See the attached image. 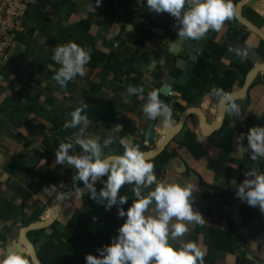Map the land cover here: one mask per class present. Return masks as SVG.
Masks as SVG:
<instances>
[{"label": "crops", "instance_id": "crops-1", "mask_svg": "<svg viewBox=\"0 0 264 264\" xmlns=\"http://www.w3.org/2000/svg\"><path fill=\"white\" fill-rule=\"evenodd\" d=\"M150 13L143 0H101L98 6L95 0H41L29 9L27 31L17 37L8 62L0 66V247L16 239L23 225L52 208L54 191L59 188L56 184L61 187L59 194L75 188H63L58 182L62 180L65 185V178L75 169L66 163H55L54 155L59 143L68 142L77 132L62 127L75 107L87 103L89 123L85 134L99 135L101 141L111 135L113 142L109 146L120 152L121 136L138 144L141 151L149 149L148 144L153 146L155 143L143 138L152 121L156 122L158 136L164 133L166 127L160 117L148 120L141 111L150 78L155 77L156 89L163 82L161 70L154 65L150 69L155 60L150 51ZM243 13L264 30V0L247 3ZM225 27L220 29V35ZM68 41L91 49V59L85 74L61 89L51 79L59 67L51 57L57 45ZM258 42L254 34L246 39L247 52L252 53L248 57L254 64L264 61V51L263 55L254 53ZM227 61L221 63L219 73ZM253 80L248 95L238 101L245 104L241 119L232 114L217 138L216 134L205 136L194 118L195 122H189L186 128L198 134L195 138H203L195 144L203 152L191 153L173 142L178 153L156 176L163 182L197 184L193 209L201 213L205 222L191 225L183 239L198 243L204 253L203 264H264V213L240 201L230 183L242 182L244 172L252 167L264 171V157L252 161L236 144V137L247 133V126L264 125V72L257 73ZM128 84L142 85L144 94L133 95L129 103H124L122 94L127 95ZM159 97L169 102L170 97ZM184 104L176 99L175 104H170L172 112L178 115ZM120 126V132L116 131ZM178 135L181 139L187 137L183 132ZM240 143L246 147L247 141ZM75 148L79 152V146ZM220 164L224 169L218 168ZM63 168L67 169L66 175L60 174ZM68 181L67 178L70 185ZM79 197L65 200L59 220L71 217L76 199L80 201L75 209L79 208ZM35 211L37 215H33ZM232 248L236 250L232 252Z\"/></svg>", "mask_w": 264, "mask_h": 264}, {"label": "clouds", "instance_id": "clouds-1", "mask_svg": "<svg viewBox=\"0 0 264 264\" xmlns=\"http://www.w3.org/2000/svg\"><path fill=\"white\" fill-rule=\"evenodd\" d=\"M100 3L101 0H95L97 6ZM143 4L149 12H167L174 17L179 25L176 35L192 41L205 37L210 29L219 31L226 20L238 14L233 0H143ZM90 53L91 49L74 41L57 45L51 59L59 67L51 79L61 89L66 88L69 81L85 74ZM239 54L246 56L247 50ZM125 91L127 95L122 94L124 103H129L133 95L144 94L142 85L128 84ZM209 95L229 101L226 105L229 114L240 115V106L231 102L228 93L214 87ZM86 109L87 103H82L69 113L70 119L64 121L63 128L77 129V132L68 142L61 141L54 150L55 163H66L75 169L71 180L76 191H87L89 199L103 205L106 211L115 205L117 217L124 219L116 234L109 238L108 244L97 249L96 255L85 254V264H203L204 253L198 243L183 239L191 225L205 222L201 213L193 209L197 184L159 181L153 171L154 164L145 159L139 145L123 136L119 140L122 153L105 152L113 138L108 135L101 141L99 135L85 134V126L89 123ZM141 111L148 120L160 117L164 127L172 122V108L160 99L159 89L147 92ZM120 130L121 126L116 129ZM197 139L202 141L203 138ZM245 139L246 147L240 143ZM236 144L240 152H249L252 161L264 157V125L241 132ZM74 145L79 146V152ZM78 181L86 190L77 186ZM97 181L102 184L99 191L95 186ZM230 183L240 201L264 213V171L252 167L244 172L242 182ZM123 185H131L132 201L126 209L121 206L129 196L119 194ZM0 264H33V260L31 253L12 251L5 245L0 247Z\"/></svg>", "mask_w": 264, "mask_h": 264}, {"label": "flooded vegetation", "instance_id": "flooded-vegetation-1", "mask_svg": "<svg viewBox=\"0 0 264 264\" xmlns=\"http://www.w3.org/2000/svg\"><path fill=\"white\" fill-rule=\"evenodd\" d=\"M238 1L239 0H233L236 9ZM237 13L238 14L233 19L226 20L224 22V25L227 28L225 27L226 31H224L222 35H220V30L212 31L210 29L206 33L205 37H202L197 41H190L193 55L196 56L195 64L185 63L184 69L190 74V78L187 82H175L170 88V93L167 95V97H170L169 102L167 103L169 105L175 104L176 99L186 103L180 108V113L178 115L172 112V122L175 119L178 121L180 114L187 107H198L204 112L208 124L214 127L207 135H205L202 128H200L202 133L208 137L216 134L217 138H219L221 130L225 125L230 123L229 121L232 115L226 110V105L229 103L227 102L224 104V109L222 110L223 117L221 125L219 127L216 126L221 112L222 101H220L218 97L209 95L210 90L215 87L223 90L226 93H230L236 92L244 86L247 74L254 66V63H251L252 61H250V57H248L252 54L251 51H248L246 56L239 54L241 50H247L246 39L248 36L254 34L259 39L254 53L257 52L259 53L258 55H263L264 51V40L241 20V15L245 17L243 9L241 14H239V10L237 9ZM251 22L259 29L264 31L258 23H254L253 21ZM174 37L175 33L172 31V16H170L167 12L150 13V51L153 55V58L155 59L154 61L156 62L154 66L159 68L161 70L160 73L163 74L162 80H164L169 75L178 77L182 72L175 67L177 57L167 55L165 52V47L174 41ZM162 60H164V63H161ZM224 60H228V65L222 69L221 73H219L217 69H219V67L222 65L221 63ZM212 66L214 67V70H212ZM202 68H205V70H202ZM154 80L155 77L150 78V90L155 88L153 87ZM252 82L249 85L246 94L240 98L231 100V102H234L240 106L241 112L239 117H237L238 120L241 119L245 105L240 104L238 101L248 95V91L252 85ZM236 85H238V87L237 89H234ZM158 89L160 91V88ZM159 94L161 93L159 92ZM194 118H197L196 115H190L184 127L189 122H195ZM197 125H199L198 119ZM183 129L179 133L183 132ZM179 133L175 134L174 139H172L169 145H171L173 141H176V143L179 142L177 141V136H179ZM193 133L195 137L198 135L195 131ZM162 135H159L158 137L160 138Z\"/></svg>", "mask_w": 264, "mask_h": 264}, {"label": "trees", "instance_id": "trees-1", "mask_svg": "<svg viewBox=\"0 0 264 264\" xmlns=\"http://www.w3.org/2000/svg\"><path fill=\"white\" fill-rule=\"evenodd\" d=\"M202 70H205V68H202ZM13 95L17 97L16 93ZM249 127L247 126V128ZM193 132L187 130V137L179 141L177 147H186L191 153H194L196 149L195 144H198V142ZM104 151L117 153L119 150L114 146H108ZM202 152L199 151L198 153L200 154ZM176 153L178 151L171 145V147L168 146L157 157L148 160L154 164L153 171L156 176L159 175V171L164 168L167 161L176 155ZM248 153L246 151V158H249ZM224 167L222 164L218 166L220 170L224 169ZM231 171L233 170L231 169ZM71 177L72 174L68 178V183L73 185ZM95 186L97 191H99L102 184L98 181ZM119 194L129 196L128 201L121 206L126 209L132 201L130 185H123ZM79 196L82 199L81 207L73 212L70 219L65 223L66 225H63L58 219L46 228L36 229L30 232L31 239L37 245L38 256L44 264H85V254L90 253L96 255L97 249L109 243V238L116 234V229L123 222L124 218L117 217L116 215L115 205L106 211L103 205L89 199L88 192L82 193ZM48 228L51 229L48 231ZM235 250L236 248L231 249L232 252Z\"/></svg>", "mask_w": 264, "mask_h": 264}, {"label": "water", "instance_id": "water-1", "mask_svg": "<svg viewBox=\"0 0 264 264\" xmlns=\"http://www.w3.org/2000/svg\"><path fill=\"white\" fill-rule=\"evenodd\" d=\"M251 1L254 0H239L237 2V9L239 10V14H241L244 5H246ZM240 18L244 24H246L250 29L256 32V34L259 35L264 40V31L259 29L256 25H254L250 20L246 19L243 15H241ZM178 27L179 25L175 23V18L172 17V31L175 33V37H174L175 39L171 44H168L165 47V52L167 55L177 57L175 67L181 70L182 72L178 77L169 75L163 80L159 92L164 96H167L170 93V88L175 82L177 81L187 82L189 80L190 74L184 69L185 63L195 64L196 62V56L193 55V50L191 49L192 48L190 43L191 40H185L184 38H179L176 35ZM161 63H164V60H162ZM155 64L156 62L152 61V64L150 65V69ZM259 72H264V61L254 64V66L249 70L244 86L240 90L236 92L228 93L231 96V98L232 99L240 98L244 94H246L249 85L251 84V82ZM227 102L229 101L227 100L222 101L219 120L218 123L216 124L217 127L221 125V121L223 117L222 110L224 109V104H226ZM190 115H196L199 121L200 128H202L205 135L209 134L214 128L213 126L208 124L204 112L198 107H187L185 110H183V112L180 114L179 120L177 121L175 119L173 122H171V124L164 129L165 133L160 138L158 137V134L155 132L154 129L155 122H152L148 127V129L151 128L152 131L150 136L147 135V131H148L147 129L143 138L145 141L155 144L150 149L142 151L145 154V159L150 160L160 155L168 147L172 139H174L175 134L179 133L183 129ZM79 187H81V190H86L83 188V185H80ZM85 192L87 191L78 192L76 191V188H71L62 191L57 196L56 202L52 206L48 214H44L39 219L29 222L26 225H23L19 230L18 237L12 240L11 243L8 244L7 246L12 251L19 252L23 250L31 253L33 264H44L40 259V257L38 256L37 245L31 239L30 232L36 229L46 228L52 225L56 220H58L65 200L70 197L78 196Z\"/></svg>", "mask_w": 264, "mask_h": 264}, {"label": "built area", "instance_id": "built-area-1", "mask_svg": "<svg viewBox=\"0 0 264 264\" xmlns=\"http://www.w3.org/2000/svg\"><path fill=\"white\" fill-rule=\"evenodd\" d=\"M41 0H0V66L9 60L19 35L27 31L29 9Z\"/></svg>", "mask_w": 264, "mask_h": 264}, {"label": "rangeland", "instance_id": "rangeland-1", "mask_svg": "<svg viewBox=\"0 0 264 264\" xmlns=\"http://www.w3.org/2000/svg\"><path fill=\"white\" fill-rule=\"evenodd\" d=\"M8 62V61H7ZM80 104V103H79ZM185 128H186V126H185ZM187 128L186 129H183V133L184 134H186L187 133ZM180 140H182L181 138H178V140L177 141H180ZM149 146L148 147H151L152 145H150V144H148ZM172 145V144H171ZM171 145H169V147H171ZM175 146H177V144H175ZM74 147H76V145H74ZM201 152L202 150H201V148H199V149H195V152L194 153H198V152ZM69 167V166H68ZM67 168V167H66ZM62 171L60 172V174L61 173H63L64 175H66L67 174V169H65V168H63V169H61ZM69 171V170H68ZM70 173L68 174V176L65 178V180H64V182H65V185H64V183H63V181L62 180H59L58 182L62 185V187L64 188V186L66 187V188H68V187H70L71 185H68L67 184V182H66V179L67 178H69L70 177ZM61 176V175H60ZM62 177V176H61ZM50 184V183H49ZM57 185V187H59V188H61L60 186H58L59 184H56ZM50 186H51V184H50ZM59 188H57L55 191H54V197H56L57 198V195L59 194V192H60V189ZM55 198V199H56ZM80 198V197H79ZM55 199H54V203H55ZM78 201H80L79 199H76V200H74V203H75V207L73 208V209H71L72 210V212L73 211H76V204H78ZM52 202V203H53ZM52 203L50 204V207H51V205H52ZM53 206V205H52ZM77 207H81V205H78ZM32 210H34L33 209V207H32ZM51 210V208H49L48 209V211L46 210L45 211V214L47 213V212H49ZM37 215L38 214V212L37 211H35L34 213H33V215ZM70 219V218H69ZM69 219H64L63 217H60V222L63 224V225H66L65 223H67V221L69 220ZM99 219V218H98ZM51 228H48L47 230L49 231Z\"/></svg>", "mask_w": 264, "mask_h": 264}, {"label": "bare ground", "instance_id": "bare-ground-1", "mask_svg": "<svg viewBox=\"0 0 264 264\" xmlns=\"http://www.w3.org/2000/svg\"><path fill=\"white\" fill-rule=\"evenodd\" d=\"M151 132H152V131H151V128H149L148 131H147V135L150 136ZM154 135H155V134H154Z\"/></svg>", "mask_w": 264, "mask_h": 264}]
</instances>
